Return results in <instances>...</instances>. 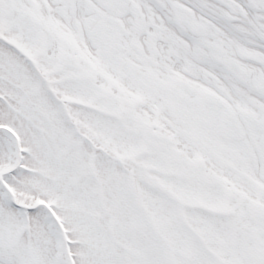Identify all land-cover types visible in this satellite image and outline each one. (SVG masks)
Returning a JSON list of instances; mask_svg holds the SVG:
<instances>
[{"label":"snow or ice","instance_id":"6c2138e0","mask_svg":"<svg viewBox=\"0 0 264 264\" xmlns=\"http://www.w3.org/2000/svg\"><path fill=\"white\" fill-rule=\"evenodd\" d=\"M0 264H264V0H0Z\"/></svg>","mask_w":264,"mask_h":264}]
</instances>
